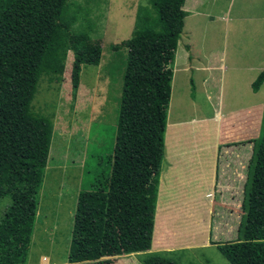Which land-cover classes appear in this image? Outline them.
Returning <instances> with one entry per match:
<instances>
[{
  "label": "rangeland",
  "instance_id": "1",
  "mask_svg": "<svg viewBox=\"0 0 264 264\" xmlns=\"http://www.w3.org/2000/svg\"><path fill=\"white\" fill-rule=\"evenodd\" d=\"M226 1L217 2L216 19L214 23L210 21L212 26L208 34L204 35L205 24L199 21L203 17L186 19L174 65L173 94L165 135L166 156L160 173L158 218L150 253L164 251L177 264H230L216 243L235 242L241 238L247 213V184L264 113L254 127L243 129L237 116L229 112L258 96L264 99V88L255 95L250 86L246 87L256 72L230 70L226 76V107L220 111L222 119L211 121L208 126L197 125V122L177 124L180 119L196 121V116L209 117L216 113L209 106L208 111H200L194 105L198 102V86L196 84L195 99L190 86L191 69L196 83L194 56L190 63L191 53L184 46L185 37L193 27L197 41L217 34L224 40ZM71 2L89 9V19L94 23L91 36L101 42L102 60L99 66L82 67L81 88L75 99L70 78L72 52L67 54L59 83L57 79L48 81L49 77L37 81L39 84L34 88L29 107H33L40 123L35 126L29 122L20 143L26 141L29 149L34 150L36 140H40L41 123L49 124L48 129L52 132L49 161L43 179L39 170H29L21 176L12 172L6 183V198L0 199V264L6 259L9 262L6 260L5 264L22 263L17 260L23 249L29 252L27 264H68L78 196L89 190L94 173L90 170L100 168L97 162L113 154L128 50L125 47L113 50L111 45L121 44L131 37L137 8H151L150 0ZM235 3L234 14L237 9L243 11L246 8L251 16L264 6V0H235ZM87 24V20L80 17L73 30H83ZM248 31L252 34V28ZM259 42V49L257 46L253 49L258 51V56L242 62L264 61V36ZM233 73L248 78L237 79ZM20 145L23 147L22 143ZM208 171L213 183L212 193L218 198L214 205L203 203L209 192L206 186ZM194 194L201 197L203 205H184L183 201ZM213 195L208 197L212 199ZM31 196L37 197L34 209ZM168 231L169 235L165 234ZM144 257L145 254H134L113 259L111 264H143Z\"/></svg>",
  "mask_w": 264,
  "mask_h": 264
},
{
  "label": "trees",
  "instance_id": "2",
  "mask_svg": "<svg viewBox=\"0 0 264 264\" xmlns=\"http://www.w3.org/2000/svg\"><path fill=\"white\" fill-rule=\"evenodd\" d=\"M150 4L151 8H137L131 37L111 45L113 50H128L115 145L113 154L97 162L101 167L90 170L94 173L89 190L78 196L68 264H111L113 259L134 254H145L143 264H177L168 253L150 251L166 156L174 65L185 28V0H150ZM87 10L71 0H0V199L13 173L21 176L39 170L40 174L47 165L49 124L41 123L34 150L26 141L20 145L27 124L40 123L29 107L38 80L49 77L48 81L59 83L67 54L72 52L75 99L82 67L101 63L103 49L91 36L94 23ZM80 17L88 24L74 31ZM186 50L191 63V48ZM191 73L195 99L193 69ZM263 85L264 70L252 89L258 92ZM253 160L242 237L216 243L230 264H264V116ZM31 198L34 209L37 197ZM28 255V249H23L19 264H27Z\"/></svg>",
  "mask_w": 264,
  "mask_h": 264
},
{
  "label": "crops",
  "instance_id": "3",
  "mask_svg": "<svg viewBox=\"0 0 264 264\" xmlns=\"http://www.w3.org/2000/svg\"><path fill=\"white\" fill-rule=\"evenodd\" d=\"M218 1L219 0H185V5L183 8L185 12V18L188 19L192 16L196 18L203 17L204 19H199V21L204 22L205 24L204 28L206 29L204 30V35L208 34V31H210L209 29H211L212 26L211 22L214 23L216 19L214 13L217 8ZM235 4V0L226 1L227 8L223 11V19L226 23L225 26L227 28L224 35L226 36L224 37V40L221 39V34H217L214 37L208 36V38L197 41L196 36L198 35H196L195 33V27H193V30L191 29L189 31V35L185 37L186 44L184 47L186 48L189 42L188 46L191 48L192 54L194 56L193 66L196 70V84L198 86V102L194 104V102L191 100V104H194L200 111H208V109L211 108L216 113L214 116L209 117L196 116V121H193L194 119L192 118L184 120L180 119L177 124H194V122H197V125L208 126L209 122H217L218 120L222 119V114L220 111L226 107L224 103V99L226 97V76L228 75L230 70L236 72L255 71V78L252 77L251 79H249L246 85V87L250 86L251 88L255 79L264 70V61L254 60L252 62H242L244 61L243 59L256 58L258 56V51H255L253 49L255 46H257V50L259 49L260 37L264 36V6H262L261 11L256 14H252L251 16L248 12V9L246 8H244L243 11L242 9H237L236 14H234ZM249 28H252V34H249ZM235 36L236 39H234ZM248 48L250 49V51H248ZM187 55L188 53H186V56ZM239 75L240 76H236V74H234L233 77H236L237 79L248 78L247 75ZM263 86L258 92L253 91V94L257 95L261 90L263 91ZM80 88L81 83L79 90ZM95 100L94 106L96 107L97 100ZM86 106L89 107V105ZM229 113H233V115L237 116L236 120L239 124L242 125L241 127L243 129L245 127H254L259 120L261 121V118L263 116L264 99L261 100V96H258L248 101L247 104L242 106L241 108L230 110ZM48 161L49 158L47 160V165ZM208 167H210V165ZM45 169L40 172V174H42L41 179H43L44 177ZM189 172L192 174V171ZM209 175L210 173L208 171V184H206V186L207 189H209L208 195H213V183L210 182ZM190 182L191 180H189V182H186L187 186L190 184ZM208 195H205L206 197L203 203L208 205H212L213 203L214 205V200L218 198H215V196H213V198L210 199ZM200 198L201 197H196V194H194L192 198H188V200H184L183 202H185L184 205H194L195 207H197L199 205H203ZM198 202H201V204H196ZM158 206L159 203L157 204L156 218H158ZM169 232L170 231L165 232V234L169 235Z\"/></svg>",
  "mask_w": 264,
  "mask_h": 264
}]
</instances>
